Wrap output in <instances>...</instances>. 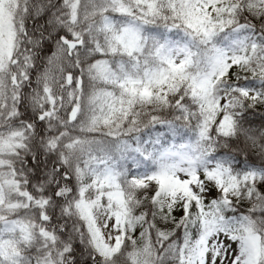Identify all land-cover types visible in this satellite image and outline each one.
<instances>
[{"label": "snow or ice", "instance_id": "obj_1", "mask_svg": "<svg viewBox=\"0 0 264 264\" xmlns=\"http://www.w3.org/2000/svg\"><path fill=\"white\" fill-rule=\"evenodd\" d=\"M0 264H264V0H0Z\"/></svg>", "mask_w": 264, "mask_h": 264}, {"label": "trees", "instance_id": "obj_2", "mask_svg": "<svg viewBox=\"0 0 264 264\" xmlns=\"http://www.w3.org/2000/svg\"><path fill=\"white\" fill-rule=\"evenodd\" d=\"M256 122L259 123V120H257Z\"/></svg>", "mask_w": 264, "mask_h": 264}]
</instances>
